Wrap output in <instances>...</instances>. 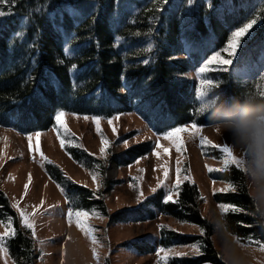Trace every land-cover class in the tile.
Wrapping results in <instances>:
<instances>
[{
  "label": "trees",
  "instance_id": "trees-1",
  "mask_svg": "<svg viewBox=\"0 0 264 264\" xmlns=\"http://www.w3.org/2000/svg\"><path fill=\"white\" fill-rule=\"evenodd\" d=\"M0 11L6 13L0 16L3 128L21 134L47 130L60 110L103 117L133 111L162 133L189 123H225L245 101L264 104V0H8ZM252 18L257 22L231 63L214 64L203 74L215 86L198 97L197 70ZM152 149L151 142H142L112 160L126 166ZM65 151L91 173H103V159L83 147L65 145ZM203 154L220 158L222 152L210 145ZM45 170L69 207L96 211L108 218V226L167 216L203 230L186 234L165 223L158 239L142 236L120 245L151 255L198 244L199 253L170 256L167 263L227 264L213 241L216 223L202 214L196 183L180 184L178 196L168 202V191L160 188L136 206L112 211L100 192L72 179L59 164L47 161ZM209 176L235 187L213 194L219 206L239 209L219 213L225 231L245 244L264 242V219L249 192L248 172L230 165ZM9 218L15 228L14 235L3 237L9 255L16 264H37L32 229L21 225L0 188V219Z\"/></svg>",
  "mask_w": 264,
  "mask_h": 264
},
{
  "label": "rangeland",
  "instance_id": "rangeland-1",
  "mask_svg": "<svg viewBox=\"0 0 264 264\" xmlns=\"http://www.w3.org/2000/svg\"><path fill=\"white\" fill-rule=\"evenodd\" d=\"M221 52L223 58L232 61L233 56ZM214 64L223 63L214 62L210 68ZM60 112H64L66 116L62 123H57L56 116ZM194 124L180 125L156 133L133 111L103 117L60 110L55 115V123L47 130L21 134L0 126V188L7 193L21 225L23 224L18 209L28 214L36 213L30 219L34 222L32 232L35 233L34 243L39 255L37 264H164L165 254L162 252L140 255L120 244L142 236L158 239L160 227L165 223L182 233H201L197 225L180 223L167 216H159L157 220L151 222H117L108 226V218L96 211L74 210L69 207L61 190L45 170L47 161L59 164L72 179L100 192L112 211L136 206L146 196L160 188L168 191V197L176 184L179 169L180 184L188 180L198 185L202 197V214L216 223L213 241L222 259L228 264L225 246L227 236L229 240L235 241L236 253L245 257L249 264H264V251L257 250L255 245L248 246L240 242L221 226L219 221L221 207L214 201L213 194L226 189L230 183L209 176L210 169H225L221 163L223 153L220 158L205 156L203 147L210 145L222 147L226 144L235 159L240 162L238 167L247 172L246 161L251 162L252 158L231 134H225L221 127L224 123L207 127L195 124L201 129L199 134H193ZM176 128L185 130L171 138H164ZM37 133L40 134L38 137ZM28 137H32V140L29 141ZM201 137L207 138L211 144L202 143ZM142 142H151L153 149L135 162L119 166L112 160L113 155ZM157 144L160 145L159 148L156 147ZM65 145L83 147L103 159V173L93 174L74 162L65 151ZM101 148L105 149L103 154ZM93 175L98 177L96 182ZM248 178L249 192L254 195L249 173ZM136 189H139L137 197L134 195ZM175 197L173 196V199ZM70 210L83 211L90 215L86 218H77L74 215L69 218ZM77 219L81 221L83 230L77 226ZM8 221L0 219V222H3L0 224V236H11L13 229L15 232L13 220L11 229L6 232L5 226ZM88 229L95 231L86 235ZM91 236L96 238L98 244L92 243ZM174 250L182 255L197 253L190 246H178ZM245 251L251 255L245 256ZM174 255L169 254L168 257ZM0 264H16L7 248L6 255H0Z\"/></svg>",
  "mask_w": 264,
  "mask_h": 264
},
{
  "label": "snow or ice",
  "instance_id": "snow-or-ice-1",
  "mask_svg": "<svg viewBox=\"0 0 264 264\" xmlns=\"http://www.w3.org/2000/svg\"><path fill=\"white\" fill-rule=\"evenodd\" d=\"M166 2V0H165ZM8 0H0V4H7ZM6 13L4 11H0V16L5 15ZM257 22L256 18H252L250 19L248 22H246L243 26H241L239 29L233 31L230 35V38L225 46V48L222 50L223 53H227L228 56H234L235 51L239 48V44L240 41L243 39L244 35H246L249 30L255 25V23ZM119 39V38H118ZM149 51L151 50L150 48L148 49ZM214 62L216 63H220L222 62L224 65H228L231 63L230 59H226L223 58L222 52H216L214 53L211 57H209L207 59V61L203 64V66H201L198 70H197V77L200 78L201 81V86L200 89H198L197 95L198 97H202L204 95L207 94V91L214 87V83L209 80L206 76H203L204 73L212 70L210 68V65H212ZM145 63H147V61H145ZM66 116V114L64 112H60L58 113V115L56 116V120L57 123H62V119ZM111 123V121H110ZM185 129L183 128H176L173 131L167 133L165 135V139L171 138L172 136H174L177 133L183 132ZM115 131V129H114ZM192 132L193 134H199L201 132V129L197 126V125H192ZM40 134L37 133L36 136L38 137ZM29 141L32 140V137H28ZM103 140V138H102ZM201 141L202 143H209L211 144L210 141H207V138L205 137H201ZM127 143V142H125ZM61 144L63 146L64 141H61ZM214 147L219 148V150L223 153V159L221 161V163L225 166V168H227L229 165H235V166H239V161L235 159V157L232 155L231 149L225 144L224 146H220V145H213ZM157 148L160 147L159 144L156 145ZM105 152L104 148H101V153L103 154ZM212 169H210L211 171ZM219 170H224V169H219ZM165 177H167V172H165ZM93 180L94 182H96L98 180V177L96 175H93ZM179 184H180V179H179V169H177V181L176 184L174 185L173 189L170 191V194L168 195V197L166 198V202H168L169 200L173 199V196H178V189H179ZM161 186V185H158ZM227 190V191H235V187L232 184H228L226 186V189H222V191ZM153 191H155V189H153ZM142 195V193H141ZM221 210L222 211H226L228 209H232V210H239V209H235L233 206H225V205H221ZM19 214L21 217V221L23 226H25L26 228L29 229H34V222L30 219L31 216H34L36 213L33 212L31 214H28L26 212H24L23 210H19ZM95 214V213H93ZM69 218H71L73 215L77 218L80 217H87L90 214L83 212V211H69L68 213ZM71 222V219L70 221ZM3 222H0V224H2ZM77 226L82 228L81 225V221L79 219H77ZM6 227V232H8L9 229H11V219L9 218L8 224L5 226ZM83 230V228H82ZM94 229H88V231L86 232V235H88L89 233L94 232ZM203 231V230H201ZM11 234L14 235V229L11 230ZM33 234H35L33 232ZM91 240L93 244H98V241L96 240V238L94 236H91ZM257 246V250L260 251H264V242L261 241H254V240H249L248 242V246ZM193 251L199 253L200 250V245L196 244V245H191L190 246ZM93 252L95 254V248L93 249ZM161 252L165 254V261L164 264H167V257L169 254H175V255H182V253H176L174 249H161ZM0 255H6V247L3 244V236H0Z\"/></svg>",
  "mask_w": 264,
  "mask_h": 264
},
{
  "label": "clouds",
  "instance_id": "clouds-1",
  "mask_svg": "<svg viewBox=\"0 0 264 264\" xmlns=\"http://www.w3.org/2000/svg\"><path fill=\"white\" fill-rule=\"evenodd\" d=\"M225 134H231L242 144L251 162L246 161V168L254 186L252 199L262 219H264V104L245 101L239 105V112L234 119L221 125ZM225 246L228 253V264H249L245 257L236 253L235 241L225 237ZM251 255L245 251V256Z\"/></svg>",
  "mask_w": 264,
  "mask_h": 264
}]
</instances>
